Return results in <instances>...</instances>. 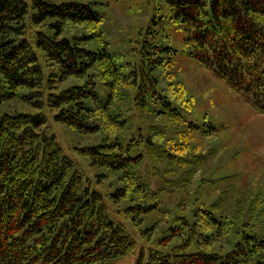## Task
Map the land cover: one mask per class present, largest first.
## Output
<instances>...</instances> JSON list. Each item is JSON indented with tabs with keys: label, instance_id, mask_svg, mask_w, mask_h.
<instances>
[{
	"label": "trees",
	"instance_id": "16d2710c",
	"mask_svg": "<svg viewBox=\"0 0 264 264\" xmlns=\"http://www.w3.org/2000/svg\"><path fill=\"white\" fill-rule=\"evenodd\" d=\"M156 1L183 61L143 33L115 54L90 2L0 0V264H264V174L229 163L254 152L179 74L203 69L264 118V0Z\"/></svg>",
	"mask_w": 264,
	"mask_h": 264
},
{
	"label": "rangeland",
	"instance_id": "374dc122",
	"mask_svg": "<svg viewBox=\"0 0 264 264\" xmlns=\"http://www.w3.org/2000/svg\"><path fill=\"white\" fill-rule=\"evenodd\" d=\"M90 2L95 11L102 18L101 28L108 41L109 48L115 54L123 55L129 52L134 43L128 40H135L144 37L157 44L170 46L177 51L178 58L183 61L184 54L183 35L184 31L171 22V14L167 8L156 0H78ZM157 9V10H156ZM159 15V17H158ZM155 21V23L153 22ZM148 27L151 29L149 31ZM139 36H135L140 32ZM184 85L189 92L196 96V112L201 113L208 110L215 114L217 121L228 124H237V140L241 141L240 148L249 147V155L240 150L241 154L228 156L229 163H234L245 168L251 165L252 171L242 172L244 180H255L262 178L264 174V118L255 115L245 106H239V102L229 93L218 81L209 76L203 69L195 68L193 64H187L179 70ZM57 134V140L63 147L65 154L82 161L84 168L92 177L93 170L86 165V162L74 153L71 145L77 138L64 126L53 124ZM243 145V146H242ZM248 149V148H247ZM247 154V155H246ZM98 186V185H96ZM108 212L115 220L124 222L140 241V232L136 225L130 224L124 213L117 211L113 203L108 205ZM134 254L118 261L116 264H132Z\"/></svg>",
	"mask_w": 264,
	"mask_h": 264
}]
</instances>
